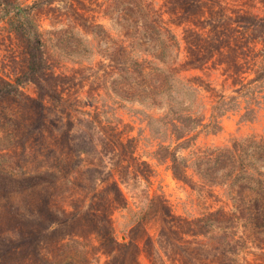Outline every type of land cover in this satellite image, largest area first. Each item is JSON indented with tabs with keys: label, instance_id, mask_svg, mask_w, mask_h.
<instances>
[{
	"label": "rangeland",
	"instance_id": "1",
	"mask_svg": "<svg viewBox=\"0 0 264 264\" xmlns=\"http://www.w3.org/2000/svg\"><path fill=\"white\" fill-rule=\"evenodd\" d=\"M77 2L34 17L72 112L31 137L34 83L0 97V264H124L131 244V264H264V84L253 80L264 19H226L263 18L264 0ZM10 18L0 8V78L12 82L28 52ZM39 206L62 221L24 251ZM163 207L152 228L146 212L157 220Z\"/></svg>",
	"mask_w": 264,
	"mask_h": 264
},
{
	"label": "trees",
	"instance_id": "2",
	"mask_svg": "<svg viewBox=\"0 0 264 264\" xmlns=\"http://www.w3.org/2000/svg\"><path fill=\"white\" fill-rule=\"evenodd\" d=\"M53 1L55 0H34L32 4L19 5L14 0H0L1 13L6 16L11 15V18L7 21L10 27V31L18 40H20V42H22V44L25 45L28 52V57H26L27 60H25V68L21 69L20 75L15 74L16 77L14 78V81H5V79L0 78V97L9 98V96H13L14 94L18 93L19 85L23 80H29L34 83L37 96L35 99H29L30 102L28 104V108L32 109L30 115L33 114V116L25 117V120L22 122V124H24L22 133L27 136L30 135L31 137H36L37 134H42V131L47 129L48 126H52L53 123L48 120V118L54 112L58 113L57 126H60L59 124L62 116L64 114L67 115L68 112H72L73 107L71 106V103L72 101H76L74 93H71L69 90V86H66V76L55 74L53 68L54 65H52L53 63L44 51L46 49L45 41L43 40L42 34L39 31L34 19L37 13L42 12L44 10V7H48V5L53 3ZM77 1V3L82 4L83 0ZM73 2L74 1H68V8L72 10L73 14L85 21L86 19L85 17L83 18L81 16L79 8L71 6ZM72 8H74V10ZM238 17L250 20L253 18L258 20L264 19V17L256 18L254 15L247 14L245 12L240 13V11L238 10L235 11L234 14H228L226 19L228 18L230 20L236 19ZM98 28H101V26L98 25ZM260 35L264 40V31H262ZM262 44L264 58V41H262ZM228 56L230 60H233V58L230 57V54H228ZM256 73L257 74L254 75L255 77L253 78V80H259L260 83L264 84V59L261 62V71H257ZM73 111L78 112L79 109L77 107H74ZM69 117H71V115H69ZM18 168H21V166H18ZM24 172L25 171L21 172L20 176L25 175ZM2 176V172H0V177ZM4 178L5 177H3L2 179ZM29 178H33V175H25V179ZM20 182H22V180H16V183L18 185ZM162 209L163 213L158 215L159 217L157 218V220L154 219L152 213L146 212L147 218H149V220L152 222L150 223L152 228H156L158 224L160 227L166 222L167 214H169L168 208L163 207ZM38 211L39 216L37 219L34 220L26 217L25 221H23L24 225L29 226L30 224L32 225L31 227L35 228V233H33L32 236L23 238L20 241V244L24 246L21 249H23L24 251L30 250L33 252H37V249H39L38 240L41 238H46L47 236L48 223H56L61 219V217L57 215V213L52 209H45L44 207L39 206ZM62 212L65 213L67 211L64 210ZM7 214H9V212H7ZM64 218L68 217L65 216ZM70 218L76 220V216L74 214ZM139 224L140 225L137 226H139L144 231L143 234L147 237L148 232L145 229L146 227L143 226L144 224ZM138 247L139 246H133V244H131L130 246L127 245L125 247V249L128 248V251L127 254H125L122 258L124 264H131V255L138 250Z\"/></svg>",
	"mask_w": 264,
	"mask_h": 264
}]
</instances>
